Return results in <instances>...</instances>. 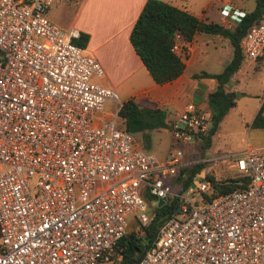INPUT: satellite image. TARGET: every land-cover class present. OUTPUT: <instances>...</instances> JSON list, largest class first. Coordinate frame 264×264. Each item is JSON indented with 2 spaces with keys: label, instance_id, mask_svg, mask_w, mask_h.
Wrapping results in <instances>:
<instances>
[{
  "label": "built area",
  "instance_id": "built-area-1",
  "mask_svg": "<svg viewBox=\"0 0 264 264\" xmlns=\"http://www.w3.org/2000/svg\"><path fill=\"white\" fill-rule=\"evenodd\" d=\"M78 35L50 20L44 0H0V264H116L129 221L147 225L158 198L177 205L140 264H264V145L201 156L182 187L174 177L192 162L182 145L209 114L187 101L165 155L141 148ZM239 42L240 64L264 52V10ZM219 162L248 181L204 200V168Z\"/></svg>",
  "mask_w": 264,
  "mask_h": 264
},
{
  "label": "trees",
  "instance_id": "trees-1",
  "mask_svg": "<svg viewBox=\"0 0 264 264\" xmlns=\"http://www.w3.org/2000/svg\"><path fill=\"white\" fill-rule=\"evenodd\" d=\"M263 10L264 0H254L250 10L243 11L231 26H226L211 19L196 16L185 8L177 7L164 0H144L129 30L128 40L151 79L155 83H163L179 75L184 67L180 52L173 48L176 36L189 41L195 32H203L220 33L228 39L231 56L218 72L192 73L193 77L209 76L215 80L213 89L206 94V103L209 108L207 129L210 134L216 129L228 108L234 104V92L227 89L225 84L241 62L240 38L255 21L259 20ZM86 40L87 33L81 31L78 37L73 39L81 46L85 45ZM180 49L183 50V47ZM263 53L257 58L264 55ZM263 104L264 96L251 119L250 126L264 128ZM117 114L123 121L125 129L134 135L139 146L145 150L149 148L151 130L167 126L163 108L140 105L132 97L120 102ZM137 133L140 135L139 139L136 136ZM208 134L202 136V148L209 143ZM201 165V163H194L180 167L174 181L185 187ZM205 178L209 180V190L203 193L204 200L221 192L242 188L248 181L247 176L217 179L211 173H206ZM142 194L147 201L152 199L146 191ZM176 205L173 199L158 206L155 205L154 215L147 225L127 230L119 239L121 256L116 264H140L139 260L152 244L159 226L166 218L174 214Z\"/></svg>",
  "mask_w": 264,
  "mask_h": 264
},
{
  "label": "crops",
  "instance_id": "crops-1",
  "mask_svg": "<svg viewBox=\"0 0 264 264\" xmlns=\"http://www.w3.org/2000/svg\"><path fill=\"white\" fill-rule=\"evenodd\" d=\"M70 1L73 2L74 14L78 17L76 27L87 33L84 48L103 69V75L95 77L97 82L111 86L119 93L131 95L129 97L140 105L163 108L167 126L154 130H167L169 133V122L187 101L195 102L209 114L206 94L213 89L215 80L209 76L193 77L192 73H214L223 67L231 56V46L226 37L220 33L195 32L191 40L184 41L176 36L177 51L184 62L183 70L170 81L155 83L128 40L129 30L144 0ZM164 1L226 26H231L236 19L231 18L229 12L222 11V6L248 11L237 0H201L199 3L193 0ZM244 65L247 64L241 63L231 74L225 84L227 89V85L237 74L247 73L242 70ZM211 66L217 68L211 69ZM169 138L171 140L170 134ZM183 151L184 158L188 159L187 154L193 151V145L185 143Z\"/></svg>",
  "mask_w": 264,
  "mask_h": 264
},
{
  "label": "rangeland",
  "instance_id": "rangeland-1",
  "mask_svg": "<svg viewBox=\"0 0 264 264\" xmlns=\"http://www.w3.org/2000/svg\"><path fill=\"white\" fill-rule=\"evenodd\" d=\"M44 1L46 2V15L56 25L63 29L70 27L77 28L78 17L74 14V4L72 1ZM193 1L199 3L201 0ZM237 2L246 10H250L254 5V0H237ZM224 39L227 41L226 38ZM210 68L215 69L217 67L211 66ZM242 70L247 73L237 74L227 85L228 89L234 92V104L228 108L212 133L208 134L207 129L204 134L198 135L190 141L193 145V151L187 154V158L192 160V162L185 166L197 163L196 160L204 155L216 153L238 154L246 151L249 146L255 147L264 145V128L250 126L251 119L264 96V55L244 65ZM92 79L97 81L95 77H92ZM116 93L119 101L131 96L117 91ZM110 106L115 107L114 103L106 101L105 108H109ZM262 114H264V104ZM207 134L209 143L202 148V136L204 137ZM136 136L138 139L140 138L139 133H137ZM170 142L171 140L167 130H154L150 135L148 150L157 157H162L167 152ZM182 146H184V144ZM229 168L227 162H219L216 165L205 167L204 173L205 175L206 173H211L217 179H224L226 177H232L234 173V170ZM135 227V222L130 220L128 230L135 229Z\"/></svg>",
  "mask_w": 264,
  "mask_h": 264
},
{
  "label": "water",
  "instance_id": "water-1",
  "mask_svg": "<svg viewBox=\"0 0 264 264\" xmlns=\"http://www.w3.org/2000/svg\"><path fill=\"white\" fill-rule=\"evenodd\" d=\"M161 203H163V199L162 198H158L157 199V205H160ZM153 245H154V243L152 242L151 246H153Z\"/></svg>",
  "mask_w": 264,
  "mask_h": 264
}]
</instances>
